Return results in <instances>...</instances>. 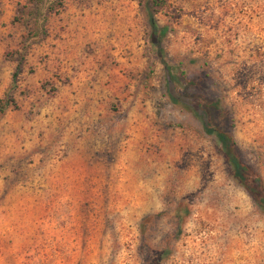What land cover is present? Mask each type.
<instances>
[{
  "label": "rangeland",
  "instance_id": "374dc122",
  "mask_svg": "<svg viewBox=\"0 0 264 264\" xmlns=\"http://www.w3.org/2000/svg\"><path fill=\"white\" fill-rule=\"evenodd\" d=\"M26 2L0 0V98ZM151 5L61 0L24 51L0 116V264H264V210L193 101H216L264 184V0Z\"/></svg>",
  "mask_w": 264,
  "mask_h": 264
},
{
  "label": "trees",
  "instance_id": "16d2710c",
  "mask_svg": "<svg viewBox=\"0 0 264 264\" xmlns=\"http://www.w3.org/2000/svg\"><path fill=\"white\" fill-rule=\"evenodd\" d=\"M158 0H152L151 9L156 12L155 8ZM61 7V0H27L25 5H17L16 13L13 16V22H24L28 26V36L24 37L21 50L15 52V65L11 74V81L8 88L4 91L0 98V116L10 106H14L11 98V91L15 87V81L18 74L22 70L23 53L31 42L43 39L46 36L45 23L49 14H57ZM150 27L154 28L152 20L149 19ZM164 28L158 32L159 36L164 33ZM158 34H154L157 39ZM169 72L177 66H164ZM169 78L173 77L169 74ZM190 83V82H187ZM169 100L173 104H179L177 98L167 92ZM193 101L197 109H199L205 119L202 120V130L207 135H213L217 142V150L223 161L227 164L231 177L247 192L252 202L258 209L264 210V184L260 177L248 169L240 160L235 150V143L232 136L216 127L209 115L210 110L217 109L216 101L207 100L201 96H194Z\"/></svg>",
  "mask_w": 264,
  "mask_h": 264
}]
</instances>
